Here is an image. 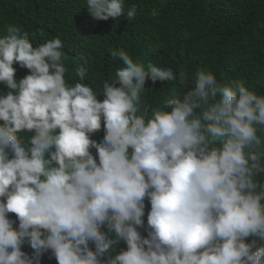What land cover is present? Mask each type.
Instances as JSON below:
<instances>
[{
  "label": "clouds",
  "instance_id": "obj_1",
  "mask_svg": "<svg viewBox=\"0 0 264 264\" xmlns=\"http://www.w3.org/2000/svg\"><path fill=\"white\" fill-rule=\"evenodd\" d=\"M86 8L125 14L124 0ZM63 47L13 24L0 36V264H264V95L201 67L153 108L146 81L171 68L113 50L123 67L97 94L82 68L66 80Z\"/></svg>",
  "mask_w": 264,
  "mask_h": 264
},
{
  "label": "trees",
  "instance_id": "obj_2",
  "mask_svg": "<svg viewBox=\"0 0 264 264\" xmlns=\"http://www.w3.org/2000/svg\"><path fill=\"white\" fill-rule=\"evenodd\" d=\"M124 4L121 17L98 21L88 12L86 0H0V36L6 25L13 24L29 34L34 46L59 37L66 80L75 84L76 70L82 68L83 82L97 94L123 67L111 57L113 50L123 48L134 62L171 68L175 80L146 81L142 100L153 108L186 92L201 67L221 83L241 80L264 95V0H124ZM132 5L137 13L129 20L126 11ZM14 67L17 80L30 74ZM7 91L0 84V92ZM259 135L264 142V132ZM103 136L101 131L91 138L100 142ZM257 148L264 150V143ZM258 179L264 181V176ZM251 241L248 237L245 242Z\"/></svg>",
  "mask_w": 264,
  "mask_h": 264
}]
</instances>
